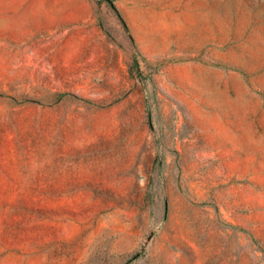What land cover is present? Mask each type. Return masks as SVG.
Listing matches in <instances>:
<instances>
[{
  "label": "rangeland",
  "instance_id": "374dc122",
  "mask_svg": "<svg viewBox=\"0 0 264 264\" xmlns=\"http://www.w3.org/2000/svg\"><path fill=\"white\" fill-rule=\"evenodd\" d=\"M0 264H264V0H0Z\"/></svg>",
  "mask_w": 264,
  "mask_h": 264
}]
</instances>
